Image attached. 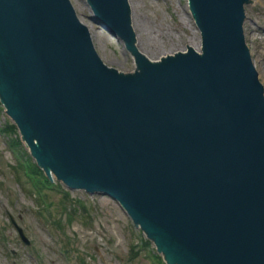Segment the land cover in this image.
Returning <instances> with one entry per match:
<instances>
[{"label": "water", "instance_id": "obj_1", "mask_svg": "<svg viewBox=\"0 0 264 264\" xmlns=\"http://www.w3.org/2000/svg\"><path fill=\"white\" fill-rule=\"evenodd\" d=\"M89 1L131 40L127 0ZM190 2L203 53L129 77L104 64L71 0H0V93L41 162L143 216L173 262L264 264V87L244 2Z\"/></svg>", "mask_w": 264, "mask_h": 264}, {"label": "rangeland", "instance_id": "obj_2", "mask_svg": "<svg viewBox=\"0 0 264 264\" xmlns=\"http://www.w3.org/2000/svg\"><path fill=\"white\" fill-rule=\"evenodd\" d=\"M71 1L81 21L88 23L110 69L134 75L140 69L139 62L181 54L191 50V46L201 49V33L189 0H128L134 32L129 46L91 19L88 0ZM244 20L245 43L264 85V0H244ZM0 100L1 129L5 122L15 120L2 95ZM18 131L20 142L16 151H12L8 140L14 135L10 131L7 136L0 130V264H168L166 254L172 256L169 246L163 235L148 227L144 218L132 216L107 194L68 189L48 170L45 174L57 188L47 189L44 175L41 176V184L53 204L40 212V195L33 194L24 175L25 168L19 165L15 155L22 156L25 150L34 163L44 162L40 161L39 153H34L32 142L25 141ZM58 186L68 190L70 197L80 199L84 211L64 204L66 196ZM65 205L72 206L66 213ZM7 213L23 227L30 245L18 238ZM54 220L62 227L61 231ZM139 236L146 239L145 247Z\"/></svg>", "mask_w": 264, "mask_h": 264}, {"label": "trees", "instance_id": "obj_3", "mask_svg": "<svg viewBox=\"0 0 264 264\" xmlns=\"http://www.w3.org/2000/svg\"><path fill=\"white\" fill-rule=\"evenodd\" d=\"M9 129H10L11 132H13V129H12L11 125H9ZM32 168H34V170H36V172H39L34 166H32ZM64 193H66L65 194L66 195V198H65L66 200H63L64 204H66L67 202H69V204H79L80 207L85 209V206H84L83 202H81V201H79L77 199L70 198L68 192H64Z\"/></svg>", "mask_w": 264, "mask_h": 264}]
</instances>
